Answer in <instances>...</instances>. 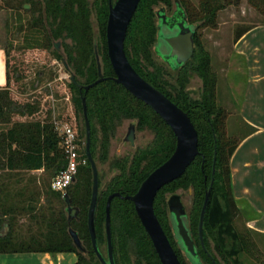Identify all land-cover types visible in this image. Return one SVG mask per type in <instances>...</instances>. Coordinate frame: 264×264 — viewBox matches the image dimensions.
Wrapping results in <instances>:
<instances>
[{
	"label": "trees",
	"instance_id": "16d2710c",
	"mask_svg": "<svg viewBox=\"0 0 264 264\" xmlns=\"http://www.w3.org/2000/svg\"><path fill=\"white\" fill-rule=\"evenodd\" d=\"M217 1L219 0H203L199 10L187 7L182 0L175 1L184 11L188 24H196L194 25L196 27L194 54L191 60L175 69V72L183 74L178 86L167 84L163 79V73L154 68L152 61L158 33L157 24L153 20L156 12L153 13L152 7L160 3L169 7V0L139 1L126 32L124 51L133 69L146 82L186 112L197 132L198 155L180 178L157 192L153 204L156 218L179 262L184 264L169 225L164 195L178 189H192L193 204L187 218V227L195 243L199 260L208 264H213L212 261L215 264H241L239 256L244 254L257 264H264L253 239V236L264 237V235L253 232L245 225L242 230L236 228L235 223L241 217V210L237 207L233 196L230 174V158L234 150L244 137L254 132V129L243 123L245 129L240 137L234 138L227 135L225 126L227 113L217 106L215 99L217 80L211 71L209 57L203 52L198 42L197 31L212 23L217 7L220 8ZM246 3L262 16L263 22L260 25L264 26V0H246ZM22 7L28 12L37 13L32 26L36 29V25L40 24L44 31L42 40L36 41L35 44L50 45L53 39L70 41V45H65V59L63 60L58 53L56 57L80 86L92 84L98 79L94 36L90 24L92 7H94L100 35L97 54L101 59V74L104 78L114 77L107 57L105 38L108 0H94L92 6L90 0H25ZM254 27L237 31L234 42ZM28 39L32 43L35 37L30 36ZM28 39L26 42H29ZM150 67L154 68V71H151ZM189 69L194 71L202 81L203 93L199 99H193L185 93L183 83L189 76ZM68 87L72 94L71 101L76 119H80L81 98L85 96L91 130V153L93 157L95 153H98L101 162L107 161L109 144L121 121L134 120L138 128H147L155 135L153 144L135 154L128 167L127 162L117 166L120 174L110 179L105 189L98 193L94 225L99 252L105 257L107 197L115 192L122 196L134 195L144 179L171 156L176 141L170 128L161 118L119 84L106 80L87 93L72 82H69ZM40 109L41 103L38 99L20 102L13 96L6 59V86L0 88V126H2L0 128V174L6 173L22 178L26 172L42 170L51 172L52 180L67 165L55 124L51 122L49 114L40 120L38 118L41 114ZM83 138L85 139V130L84 132L79 130L77 143L82 146L81 159H86ZM18 182L17 179L16 183ZM211 183L203 222V241L210 259L199 245L198 221L205 194ZM50 184L51 181L48 195L53 196L62 204V207L58 210L48 207V214L42 209L34 217L36 224L44 227L45 232L16 248H13L9 235L0 238V253L74 254L76 264H101L93 251L87 228V212L92 191V173L89 163L86 161V164L78 166L74 182L64 193L53 192ZM64 195L70 199L71 206L78 209L77 218L71 221H68ZM15 196H18V193ZM50 204L51 200H47V205ZM110 224L115 264H161L131 202L118 197L111 201ZM69 228L77 233L82 250L74 246L68 233ZM209 241L213 245L212 249Z\"/></svg>",
	"mask_w": 264,
	"mask_h": 264
},
{
	"label": "rangeland",
	"instance_id": "374dc122",
	"mask_svg": "<svg viewBox=\"0 0 264 264\" xmlns=\"http://www.w3.org/2000/svg\"><path fill=\"white\" fill-rule=\"evenodd\" d=\"M93 1L90 0L91 6ZM111 1L113 3L115 0ZM169 1V7L161 3L153 6V13L155 14V12L163 8L168 14H171L176 8V0ZM182 1L187 7L195 10H199L203 3V0ZM217 2L220 8L217 7L218 10L213 22L200 28L197 31V36L201 49L209 57L211 71L217 80L216 104L227 113L225 122L226 133L229 136L238 138L245 129L238 118V107L244 91L246 71L243 58L234 53V37L237 31L246 27L258 26L263 22V19L257 11L248 6L246 0H219ZM23 4H25V0H0V48L4 49L7 55L10 90L20 102H26L31 99L40 100L41 114L38 115L40 120H43L49 114L51 122L55 125L57 124L58 128L68 125L78 136L79 130L84 132L82 113H80V119H76L74 116L71 101L72 94L68 87L70 75L64 68L63 63L56 57L58 53L64 60L65 45H70L71 43L69 40L53 39L50 41V45H46V43L45 46L35 44L36 41L42 40L44 31L40 24L36 25V29L35 26H32L37 13L26 11L22 7ZM153 20L155 24H158L155 15ZM90 24L94 36L93 42L96 43L97 50L100 35L94 7H92ZM194 25L196 26V24ZM162 33L167 36L173 34L174 31L170 32L168 30L167 32V30H164ZM159 35L161 34L158 31L152 55L154 68L159 69L163 73V79L167 84L178 86L183 74L173 71L155 50L158 49L161 54L166 51L165 45L159 39ZM30 36L35 37L32 43L28 39ZM26 39L29 42H26ZM98 58L100 66L101 59L100 57ZM154 68L150 67V70L154 71ZM202 85L200 77L190 70L189 76L186 77L183 83L185 93L193 99H199L203 93ZM126 130L127 123L125 122L119 127L114 139L111 141L108 163H96L100 188L112 175L109 169V162L115 160L116 155H119L118 157H130L136 149L144 148L153 138L151 133H138L135 146L132 148L123 141ZM82 140L84 141V138ZM81 148L82 146L78 145L80 156ZM24 174L26 176L24 185L27 186L26 194L30 207L27 214H20L18 211H14L8 216L10 224L9 236L12 241H18L20 238H25L29 241L30 238L37 237L45 232L44 227L36 224L34 217L42 209L48 214V207L56 210L62 207V204L53 196L48 195L50 192L51 172L40 170ZM47 200H51L50 205H47ZM182 201L189 212V192L183 193ZM235 225L238 230L243 229L244 219L242 216L236 221ZM253 239L261 254V260H264V237L253 236ZM12 244L13 248L19 246V243ZM209 244L212 249L211 241H209ZM182 258L184 264H192L190 258L187 257V259L184 255H182ZM239 260L241 264H257L244 254L239 256ZM200 263L208 264L204 261Z\"/></svg>",
	"mask_w": 264,
	"mask_h": 264
},
{
	"label": "water",
	"instance_id": "95a60500",
	"mask_svg": "<svg viewBox=\"0 0 264 264\" xmlns=\"http://www.w3.org/2000/svg\"><path fill=\"white\" fill-rule=\"evenodd\" d=\"M139 1L140 0H115L112 3L111 0H108L109 8L105 38L107 57L113 70L114 77H102L100 73L96 43L94 42L95 58L98 64V79L92 84L80 86L76 83L74 77L70 76V82L77 85L80 90L83 89L84 92L87 93L91 88L95 87L99 83L106 80L113 81L121 85L134 98L143 102L146 106L152 109L153 112L157 114L170 128L176 141L173 153L163 164L147 176V178L141 183L138 191L133 196H126L124 199L133 203L135 212L145 232L151 240L160 263L181 264L154 214L153 201L157 191L182 176L187 167L198 155L197 132L190 121L188 114L171 102L160 91L146 82L133 69L126 57L124 51V40L128 26ZM176 7V16L173 15L171 18H167L162 9L157 12V28L161 34L159 35V39L161 40V43L165 45L166 51L161 54L158 49H155L163 61L166 62L173 70L183 66L192 58L194 53V34L196 31V27L188 24L186 21L184 11L177 2ZM164 30H167V32L168 30L170 32L174 31V33L166 36L162 33ZM81 104L86 135L85 153L92 171V191L87 212V228L93 251L99 262L101 264H115L111 239L110 205L111 201L115 197L121 198V195L119 193H113L109 195L106 200L105 234L107 256L104 258L99 252L95 234L94 222L98 201V173L90 152L91 131L85 96L81 98ZM132 137L133 126L130 127L126 140L132 141ZM211 186L212 183L209 190L205 194L198 221V237L201 248L204 251L203 222L209 201ZM64 200L67 207L66 211L68 221L76 219L78 209L71 206V201L68 196L64 195ZM170 213L174 226L175 238L178 241L179 247L186 253L187 257L191 259L190 262L192 264H201L197 255L196 247L190 237L184 209L175 197L170 200ZM68 233L74 246L78 250H82V245L77 233L71 228H69ZM212 262L215 264L214 261Z\"/></svg>",
	"mask_w": 264,
	"mask_h": 264
},
{
	"label": "crops",
	"instance_id": "0c3cea01",
	"mask_svg": "<svg viewBox=\"0 0 264 264\" xmlns=\"http://www.w3.org/2000/svg\"><path fill=\"white\" fill-rule=\"evenodd\" d=\"M234 53L243 58L246 71L238 118L254 132L239 142L230 158L232 192L244 225L264 235V26H255L234 42ZM5 86L6 56L0 48V88ZM12 176L0 174V238L9 235L8 216L14 211L27 214L30 207L24 185L26 176ZM32 239L20 238L12 243L20 245ZM0 264H76V256L5 252L0 253Z\"/></svg>",
	"mask_w": 264,
	"mask_h": 264
},
{
	"label": "flooded vegetation",
	"instance_id": "af4514ba",
	"mask_svg": "<svg viewBox=\"0 0 264 264\" xmlns=\"http://www.w3.org/2000/svg\"><path fill=\"white\" fill-rule=\"evenodd\" d=\"M163 11H164V15L167 17V18H171V17H173V15H175L176 14V11H177V7L175 8V10L171 13V14H168L167 13V11L166 10H164V9H162ZM176 16V15H175ZM158 16H157V12H156V19H157V21H158V18H157ZM180 20V19H179ZM176 24H177V21H176ZM179 24V23H178ZM194 54V53H193ZM191 60V59H190ZM173 71H175V70H173ZM83 117V116H82ZM127 123V130H126V133H125V135H124V138H123V141L125 142V143H127V144H129V146L130 147H134L135 146V140H136V138H137V134L138 133H143V132H148V133H151L152 135H153V138H152V140L150 141V143H148L144 148H142V149H136V151L133 153V155H131L130 157H118L119 155H116V158H115V160H113L112 162H109V169H110V171L112 172V175L110 176V178L107 180V181H105L104 183H103V185H102V187L100 188V182H99V174H98V193L99 192H102V190H104L105 189V187H106V185H107V183H108V181L110 180V179H112L113 177H115L116 175H119L120 174V172H119V170H118V167L117 166H121V164L122 163H125V162H127V167L130 165V162L132 161V159H133V156L135 155V154H137V153H139L140 151H143V150H145L146 148H148V147H150L152 144H153V141H154V138H155V135H154V132L153 131H151V130H149V129H147V128H143V129H140V128H138V126H137V123H136V121H134V120H123V121H121L120 122V124L117 126V128H116V132H117V130L119 129V127H121L122 125H123V123ZM83 123H84V121H83ZM131 126H133V137H132V141L131 140H126V138H127V135H128V132H129V129H130V127ZM84 130H85V126H84ZM91 131V130H90ZM116 132H115V134H116ZM76 135V140H77V134H75ZM115 137V136H114ZM114 139V138H113ZM112 139V140H113ZM111 140V141H112ZM85 143H86V135H85V139H84V146H83V150H84V155H85V157H86V153H85ZM110 144H111V142H110ZM110 144H109V147H108V156H107V161L105 162L106 164L108 163V157H109V149H110ZM90 152H91V144H90ZM91 156H92V153H91ZM92 159H93V161H94V163H95V165H96V163L98 162V163H102V164H104L103 162H101L100 161V159H99V154L98 153H95V155H94V157L92 156ZM85 160V163L84 164H86V161L88 162V160H87V157H86V159H84ZM118 161V163H116V162ZM89 163V162H88ZM90 165V164H89ZM90 169H91V167H90ZM96 169H97V167H96ZM154 171V170H153ZM91 173H92V171H91ZM97 173H98V170H97ZM181 177V176H180ZM179 177V178H180ZM147 178V177H146ZM145 178V179H146ZM144 179V180H145ZM177 180V179H176ZM175 181V180H174ZM170 184V183H169ZM141 185V184H140ZM166 186V185H165ZM140 187V186H139ZM164 187V186H163ZM162 187V188H163ZM139 189V188H138ZM160 190V189H159ZM158 190V191H159ZM138 191V190H137ZM157 191V192H158ZM184 192H189V207H190V211L188 212L187 211V209H186V206L184 205V203H183V201H182V196H183V193ZM115 193H117V192H115ZM113 194V193H112ZM120 194V193H119ZM111 195V194H110ZM121 195V194H120ZM156 195H157V193H156ZM156 195H155V197H156ZM133 196V195H132ZM124 197H126V196H122L121 195V198H123L124 199ZM155 197H154V200H155ZM173 197H175L178 201H179V203L182 205V207H183V209H184V212H185V215H186V218H188V216L190 215V212H191V208H192V204H193V191H192V189H187V190H182V189H178V190H176L175 192H173V193H166L165 195H164V198H165V206H166V211H167V216H168V219H169V225H170V228H171V230H172V235H173V238H174V242L176 243V247H177V249H178V251H179V253H180V256L182 257V255H184L186 258H187V256H186V254H185V252L179 247V245H178V241H177V239L175 238V231H174V226H173V222H172V219H171V213H170V200H171V198H173ZM108 198V197H107ZM128 201V200H127ZM130 202V201H129ZM132 203V202H131ZM133 204V203H132ZM153 204H154V201H153ZM133 208H134V205H133ZM134 211H135V209H134ZM153 211H154V209H153ZM136 213V212H135ZM155 214V213H154ZM137 215V214H136ZM156 216V215H155ZM138 217V216H137ZM139 219V218H138ZM140 221V220H139ZM159 222V221H158ZM140 224H141V222H140ZM160 224V223H159ZM141 226H142V224H141ZM161 226V225H160ZM143 227V226H142ZM162 228V227H161ZM144 229V228H143ZM163 230V229H162ZM145 231V230H144ZM164 232V231H163ZM146 233V232H145ZM147 234V233H146ZM166 235V234H165ZM149 237V236H148ZM167 237V236H166ZM199 238V237H198ZM150 239V238H149ZM168 239V238H167ZM169 241V240H168ZM193 241V240H192ZM150 242H151V240H150ZM200 242V241H199ZM204 242V241H203ZM170 243V242H169ZM193 243H194V241H193ZM152 244V243H151ZM171 245V244H170ZM199 245H200V243H199ZM153 246V245H152ZM194 246H195V243H194ZM201 246V245H200ZM173 248V247H172ZM204 248H205V246H204ZM154 249V248H153ZM204 253H205V255L207 256V257H209L210 259H211V257H210V255L207 253V250L205 249V251H203ZM156 253V252H155ZM184 253V254H183ZM157 255V254H156ZM106 256H107V249H106V255H105V257L104 258H106ZM183 259V258H182ZM188 259V258H187ZM159 260V259H158ZM201 262H202V260H200ZM160 262V261H159Z\"/></svg>",
	"mask_w": 264,
	"mask_h": 264
},
{
	"label": "built area",
	"instance_id": "2783aa9c",
	"mask_svg": "<svg viewBox=\"0 0 264 264\" xmlns=\"http://www.w3.org/2000/svg\"><path fill=\"white\" fill-rule=\"evenodd\" d=\"M55 127L61 138V147L64 149L67 165L52 178L50 187L53 192L64 193V191L73 183L77 174L78 166L84 164L85 160L81 159V156L78 153V143L72 128L68 125L58 128L57 124Z\"/></svg>",
	"mask_w": 264,
	"mask_h": 264
}]
</instances>
